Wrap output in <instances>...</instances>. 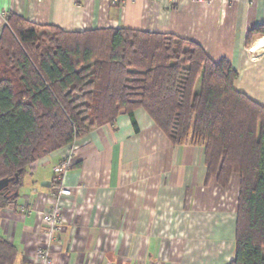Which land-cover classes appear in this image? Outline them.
Here are the masks:
<instances>
[{"label": "crops", "instance_id": "crops-1", "mask_svg": "<svg viewBox=\"0 0 264 264\" xmlns=\"http://www.w3.org/2000/svg\"><path fill=\"white\" fill-rule=\"evenodd\" d=\"M68 32L128 28L200 45L238 73L235 88L264 106V0H0L6 15ZM264 42V41H263ZM121 114L31 165L16 205L0 211V235L28 264L47 243L43 213L61 185L64 228L50 245L53 264H229L235 259L239 176L207 180L205 150L174 145L148 113ZM70 159L58 183L54 168ZM17 258L15 264L17 262Z\"/></svg>", "mask_w": 264, "mask_h": 264}, {"label": "trees", "instance_id": "trees-1", "mask_svg": "<svg viewBox=\"0 0 264 264\" xmlns=\"http://www.w3.org/2000/svg\"><path fill=\"white\" fill-rule=\"evenodd\" d=\"M257 28L248 35L263 34ZM193 41L128 28L68 32L8 13L0 36V211L36 162L144 109L174 145L203 147L207 180L239 176L235 259L264 264V106ZM199 86V87H198ZM17 248L0 235V264Z\"/></svg>", "mask_w": 264, "mask_h": 264}, {"label": "built area", "instance_id": "built-area-1", "mask_svg": "<svg viewBox=\"0 0 264 264\" xmlns=\"http://www.w3.org/2000/svg\"><path fill=\"white\" fill-rule=\"evenodd\" d=\"M118 0H113L116 3ZM175 5L176 0H172ZM262 45H264V38L260 39ZM72 168V162L70 159L62 160L55 168L54 173L56 174V179L58 183H63L66 174ZM73 194V189L68 186L61 185L57 191L52 193V198L54 199L53 205L50 209L43 213L42 220L46 224L47 231V243L37 249L35 255L29 259L28 264H53L52 253H51V243L55 241V235L61 232L64 228L65 218L61 213V208L59 205V200L61 197H70Z\"/></svg>", "mask_w": 264, "mask_h": 264}, {"label": "water", "instance_id": "water-1", "mask_svg": "<svg viewBox=\"0 0 264 264\" xmlns=\"http://www.w3.org/2000/svg\"><path fill=\"white\" fill-rule=\"evenodd\" d=\"M14 180H18V176H16L15 178H11V179H2L0 180V192L6 188L10 183H12Z\"/></svg>", "mask_w": 264, "mask_h": 264}, {"label": "rangeland", "instance_id": "rangeland-1", "mask_svg": "<svg viewBox=\"0 0 264 264\" xmlns=\"http://www.w3.org/2000/svg\"><path fill=\"white\" fill-rule=\"evenodd\" d=\"M199 87V86H198ZM16 264H19V257L17 258V262H16Z\"/></svg>", "mask_w": 264, "mask_h": 264}]
</instances>
